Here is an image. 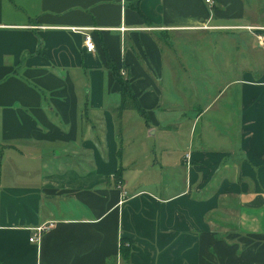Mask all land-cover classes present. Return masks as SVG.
<instances>
[{
	"label": "crops",
	"instance_id": "crops-1",
	"mask_svg": "<svg viewBox=\"0 0 264 264\" xmlns=\"http://www.w3.org/2000/svg\"><path fill=\"white\" fill-rule=\"evenodd\" d=\"M211 1L0 0V264H264V0Z\"/></svg>",
	"mask_w": 264,
	"mask_h": 264
},
{
	"label": "trees",
	"instance_id": "trees-1",
	"mask_svg": "<svg viewBox=\"0 0 264 264\" xmlns=\"http://www.w3.org/2000/svg\"><path fill=\"white\" fill-rule=\"evenodd\" d=\"M142 0H133L131 2L132 8H134L142 17V12L140 10V2ZM95 43L96 39L93 36ZM41 45V44H40ZM39 45V48L41 47ZM98 49V45L96 43V50ZM101 56L104 61V64L108 67V69L111 71L112 76L114 77V80L116 83L119 85V93L121 96V102L119 107L116 109V112L118 114V117L121 116L123 111L127 109H134L138 111L144 118L147 119V113L146 110L141 106L139 100L137 99L130 81L128 78L124 77L123 75V69L125 70V67L123 65H117L116 62L112 59V57L109 55L107 49L103 47L101 51ZM123 170L120 168L115 176V182L118 185H121L123 182ZM131 248H130V242L129 240L122 239L121 244H120V252H121V257L125 259L126 261L129 260V254H130Z\"/></svg>",
	"mask_w": 264,
	"mask_h": 264
},
{
	"label": "built area",
	"instance_id": "built-area-1",
	"mask_svg": "<svg viewBox=\"0 0 264 264\" xmlns=\"http://www.w3.org/2000/svg\"><path fill=\"white\" fill-rule=\"evenodd\" d=\"M207 2L212 4L211 0H207ZM73 30L84 33V36H85L84 45H85V48H86V50L88 52H95L96 51L95 40L93 38V35L89 31H87L86 29H79V28H73ZM258 37L261 39L260 36H258ZM125 197H127V192H123L122 202L121 203H123V199ZM54 226H55L54 222H50V223H45V224H42V225L36 227L34 229V233H33V236L31 237L30 241L31 242L39 241L41 235L43 233H45L46 231H48L49 229H51L52 227H54Z\"/></svg>",
	"mask_w": 264,
	"mask_h": 264
}]
</instances>
